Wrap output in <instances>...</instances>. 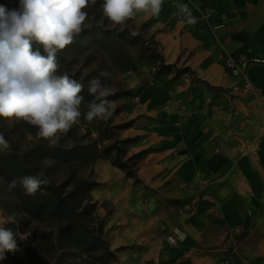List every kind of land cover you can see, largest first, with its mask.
<instances>
[{
	"label": "crops",
	"instance_id": "1",
	"mask_svg": "<svg viewBox=\"0 0 264 264\" xmlns=\"http://www.w3.org/2000/svg\"><path fill=\"white\" fill-rule=\"evenodd\" d=\"M199 3L212 9L209 17ZM181 4L195 24L177 19ZM134 18L153 26L167 68L157 72L154 60L135 71L130 91L141 89L142 98L124 109L138 136L130 148L151 143L149 178L162 200L156 219L180 233L169 249L158 241L144 263L181 255L192 263L195 253L215 264H264V0H163L158 16ZM239 54L247 57L243 72H228L225 61ZM228 229L243 233L237 246L251 250L226 256Z\"/></svg>",
	"mask_w": 264,
	"mask_h": 264
},
{
	"label": "rangeland",
	"instance_id": "2",
	"mask_svg": "<svg viewBox=\"0 0 264 264\" xmlns=\"http://www.w3.org/2000/svg\"><path fill=\"white\" fill-rule=\"evenodd\" d=\"M102 2L103 0H96L95 5L90 4L85 9L88 13L85 28L96 24L110 28L128 27L152 42L153 26L149 22L132 18L124 25L113 26L103 16ZM0 4L11 9L17 7L19 2L0 0ZM129 50L133 52V48ZM58 62L63 70L75 79H82L85 85L100 72H107V77L100 78L106 87L114 90V94L107 97L113 102V113L106 122L95 119L88 122L84 119L83 114L88 111L89 102L88 92L85 90L82 93L85 100L80 107L82 115L79 123L73 125L67 134H60L55 143L61 147L82 148L67 160L51 157L32 160L30 165L33 174L43 173L50 183L60 184L64 192L75 189L73 206L81 212V218L89 226L97 228L101 222V235L114 252V257L106 264H145L143 260L147 259L143 257H150L155 253L158 241H165L167 246L164 249H169V245L174 246L180 240L178 229L168 231L156 219V208L162 200L153 192L156 189L153 185L156 183H152L149 178L151 161L155 162V158H150V153L153 152L151 143L136 152L131 150V142L138 136L128 132L133 127L134 119L127 120L128 116L124 112L127 105L138 103L142 98L141 89L137 90V94L130 91L135 84V71L142 66L150 67L152 63L133 56L130 66L117 68L111 64L104 51L92 45L76 52L61 50ZM57 74H60V70ZM0 127L21 151L37 142L51 143L38 137L37 128L24 121L0 118ZM113 143L122 148L120 159L130 161L131 167L128 170H134L136 178L128 175V170L112 165L111 160L115 157L111 149L103 152ZM152 167L155 168L153 165ZM82 180L86 184L78 186ZM8 185L0 177V221H4V226L14 232L30 235L26 240H21L17 235L18 251L6 252L0 264H99L91 257L93 253L86 251L73 237H64L62 243L58 244L56 236L66 222L64 217L50 214L43 203H39L36 214L28 213L18 200L16 188L9 191ZM215 237L213 235L212 240H217ZM229 241L228 239L225 243L226 249ZM240 248L244 252L251 250L244 245ZM262 248L264 245H260L258 250L262 251ZM192 254L194 258L191 264H215L211 263L214 259L210 257L201 259L195 253ZM184 257L186 256L180 258ZM172 262L173 259H164L156 263Z\"/></svg>",
	"mask_w": 264,
	"mask_h": 264
},
{
	"label": "clouds",
	"instance_id": "3",
	"mask_svg": "<svg viewBox=\"0 0 264 264\" xmlns=\"http://www.w3.org/2000/svg\"><path fill=\"white\" fill-rule=\"evenodd\" d=\"M90 4L95 5L96 0H19L11 9L0 4V118L35 126L38 137L55 144L60 134L79 123L85 90L93 98L87 103L84 119L106 122L112 117L113 102L107 97L114 90L100 78L107 77V72H100L87 85L67 72L57 74L58 53L83 32L88 18L85 9ZM162 4L163 0H103L101 8L103 16L116 26L139 12L158 16ZM178 7L188 24L197 22L188 5ZM10 147L0 133V151ZM48 183L43 173L24 175L13 179L8 190L19 185L26 195H35ZM4 223L0 221V260L6 252L18 251L17 235L21 240L30 235L14 232Z\"/></svg>",
	"mask_w": 264,
	"mask_h": 264
},
{
	"label": "trees",
	"instance_id": "4",
	"mask_svg": "<svg viewBox=\"0 0 264 264\" xmlns=\"http://www.w3.org/2000/svg\"><path fill=\"white\" fill-rule=\"evenodd\" d=\"M11 1L12 3L19 2V0ZM91 45L99 47L104 51L111 64L117 68L130 66L133 61V56L148 61L158 60L157 72L164 71L167 68V66L163 65L162 56L157 52L154 43L144 38L139 32H132L128 27L110 28L99 24L86 27L74 42L65 49L76 52ZM129 48H133V52ZM58 70H60V74L66 72V70L62 69L61 65ZM71 77L73 78V76ZM87 99L90 101L92 97L88 94ZM0 133L4 134L11 146L6 152L0 151V177L7 183L24 175H34L30 165L32 160H39L44 157L67 160L72 158L75 152L82 148L81 146L67 148L51 143L37 142L21 151L15 147L7 132L2 127H0ZM108 149L114 152L115 160H111L112 165L123 170H128L131 167L129 160L122 161L120 159L122 148L117 143L106 147L103 152ZM126 173L136 178L134 170H128ZM84 184H86V181L82 180L78 186ZM41 188L42 192L38 191L35 195H26L18 185L16 191L22 207L28 213L34 215L39 211V203H43L47 206L50 214L66 219L65 224L56 236L59 245L62 243L64 237H73L86 251L93 253L91 257L97 263L106 264L109 262L114 257V252L101 235V222H99L97 228L89 226L84 222L81 218V212L72 203V196L75 194V189L64 192L60 184L50 182L47 185H42ZM242 234L234 233L230 229L225 232L223 243H226L228 239L230 240L224 252L227 254L226 256L234 257L236 250L240 249L237 246V241ZM181 256L177 257L175 259L176 261L173 260L171 264H191L189 258L184 257L182 259L180 258Z\"/></svg>",
	"mask_w": 264,
	"mask_h": 264
},
{
	"label": "built area",
	"instance_id": "5",
	"mask_svg": "<svg viewBox=\"0 0 264 264\" xmlns=\"http://www.w3.org/2000/svg\"><path fill=\"white\" fill-rule=\"evenodd\" d=\"M197 8L199 9L201 16L203 18H207L211 15L212 9L206 5L197 4ZM177 19L181 21L183 19V14L181 12L177 13L176 15ZM221 26L220 23H217L213 27H219ZM247 63V57L244 54H239L237 57H228V59L225 61V69L230 73H241L243 72L245 65ZM251 87L250 83L248 81H244V88L243 90H248Z\"/></svg>",
	"mask_w": 264,
	"mask_h": 264
}]
</instances>
